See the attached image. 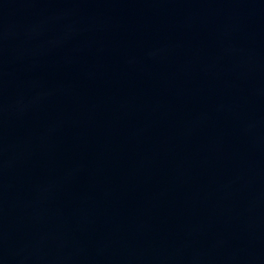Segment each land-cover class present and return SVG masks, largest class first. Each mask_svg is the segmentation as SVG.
<instances>
[{
	"label": "water",
	"instance_id": "obj_1",
	"mask_svg": "<svg viewBox=\"0 0 264 264\" xmlns=\"http://www.w3.org/2000/svg\"><path fill=\"white\" fill-rule=\"evenodd\" d=\"M0 264H264V0H0Z\"/></svg>",
	"mask_w": 264,
	"mask_h": 264
}]
</instances>
